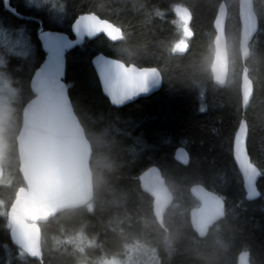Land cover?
Here are the masks:
<instances>
[{
	"label": "trees",
	"instance_id": "obj_1",
	"mask_svg": "<svg viewBox=\"0 0 264 264\" xmlns=\"http://www.w3.org/2000/svg\"><path fill=\"white\" fill-rule=\"evenodd\" d=\"M227 8L225 34L229 56L226 86L212 82V22L221 2ZM258 32L242 63L239 49L238 0H64L67 20L51 18L35 0H0V27L37 34L61 31L72 38L71 25L80 15L94 13L122 31L109 41L100 36L84 40L66 53L64 82L86 137L91 144L93 199L84 207L64 210L41 226L42 258L31 259L10 243V224L0 215V264H105L121 258L126 245L141 243L154 249L160 264H236L248 251L251 264H264V0H253ZM184 5L191 14L183 32L176 14ZM186 26V25H185ZM3 31H7L2 29ZM185 42L183 52L176 50ZM135 65L156 68L160 89L121 108L102 95L92 67L97 54ZM248 72L252 100L243 115L240 79ZM16 72L11 69V74ZM27 76L19 115L10 136L8 159L13 167L0 182V198L12 203L24 186L18 172L15 137L22 107L33 97ZM242 119L248 129L247 151L260 170V197L247 201L232 156L234 135ZM184 148L189 161H176ZM156 166L172 193L173 203L155 218L152 197L138 177ZM200 184L223 198V219L205 238L192 231L189 212L197 206L190 188Z\"/></svg>",
	"mask_w": 264,
	"mask_h": 264
},
{
	"label": "water",
	"instance_id": "obj_2",
	"mask_svg": "<svg viewBox=\"0 0 264 264\" xmlns=\"http://www.w3.org/2000/svg\"><path fill=\"white\" fill-rule=\"evenodd\" d=\"M183 23L189 24L187 7L177 8ZM227 8L222 2L213 23V58L210 65L212 82L219 88L226 85L229 56L225 24ZM239 51L242 63L249 58V46L258 31V19L253 0H238ZM72 38L64 32L44 30L37 40L44 54L43 61L32 74L29 89L33 97L22 107L20 127L15 137L18 172L24 186L19 187L6 217L10 223L11 244L31 259L42 258L41 226L58 213L87 206L93 199L90 169L91 144L74 112L64 82L66 53L85 39L100 36L109 41L122 38V31L108 20L94 13L77 17L71 25ZM185 47L179 46L183 52ZM92 67L102 95L113 108H121L139 98L156 93L162 77L156 68L126 65L102 53L92 58ZM243 113L252 96V82L244 70L240 79ZM248 129L242 120L232 144V156L241 176L246 200L259 198L256 188L262 176L247 151ZM174 158L186 165L189 156L184 148H177ZM144 193L152 197L155 218L161 219L171 206L173 196L160 169L150 167L140 177ZM197 206L189 212L192 231L200 239L206 237L211 226L223 219L225 203L222 197L202 185L190 188ZM249 253L241 252L236 264H250Z\"/></svg>",
	"mask_w": 264,
	"mask_h": 264
},
{
	"label": "rangeland",
	"instance_id": "obj_3",
	"mask_svg": "<svg viewBox=\"0 0 264 264\" xmlns=\"http://www.w3.org/2000/svg\"><path fill=\"white\" fill-rule=\"evenodd\" d=\"M39 9H45L51 18L67 20L68 14L63 13L64 0H35ZM183 32L187 27L180 20ZM2 29L7 30L6 32ZM185 45L179 42L176 45ZM39 48L31 31L21 29H9L0 27V182L4 181V173L11 171L12 166L8 159L7 166L3 164L7 161L10 149V136L13 133L17 117L21 108L22 90L26 88V79L39 63ZM11 69L16 72L12 75ZM5 200L0 198V215L6 213ZM121 258H110L105 264H160L159 258L153 248L141 244L133 243L126 245ZM17 252L22 253L17 250Z\"/></svg>",
	"mask_w": 264,
	"mask_h": 264
},
{
	"label": "bare ground",
	"instance_id": "obj_4",
	"mask_svg": "<svg viewBox=\"0 0 264 264\" xmlns=\"http://www.w3.org/2000/svg\"><path fill=\"white\" fill-rule=\"evenodd\" d=\"M222 2H223V1H222ZM222 2H221V3H222ZM221 3H220V4H221ZM224 3H225V2H224ZM179 7H184V5H180V6H178V8H179ZM215 16H216V15H215ZM214 20H215V17H214L213 22H212V28H213ZM188 28H189V24L187 25V29H188ZM187 29H186V30H187ZM213 31H214V28H213ZM257 32H258V31H257ZM39 33H40V32H39ZM255 36H256V35H255ZM254 38H255V37H254ZM86 40H88V39H86ZM178 48H179V46L177 47V50H178ZM238 49H239V40H238ZM178 52H179V51H178ZM239 53H240V51H239ZM212 58H213V57H212ZM211 62H212V60H211ZM210 65H211V64H210ZM37 68H38V66L34 68L32 74L34 73V71H35ZM243 71H244V70H243ZM243 71H242V72H243ZM63 80H64V79H63ZM214 85H215V84H214ZM225 86H226V85H225ZM242 110H243V109H242ZM243 115H244V113H243ZM242 120H243V119H242ZM173 155H174V154H173ZM150 167H153V166H150ZM150 167H147V168H145L143 171H141L139 177H140V176H141L146 170H148ZM154 167H156V166H154ZM157 168H158V167H157ZM139 177H138V180H139ZM257 182H258V181H257ZM139 183H140V181H139ZM195 185H196V184H195ZM197 185H200V184H197ZM193 186H194V185H193ZM256 188H257V184H256ZM243 190H244V189H243ZM257 190H258V188H257ZM189 192H190V190H189ZM258 192H259V190H258ZM244 193H245V191H244ZM190 195H191V194H190ZM259 195H260V192H259ZM259 197H260V196H259ZM245 199H246V195H245ZM256 200H257V199H256ZM247 201H248V200H247ZM152 202H153V201H152ZM172 203H173V202H172ZM171 205H172V204H171ZM8 208H9V207H8ZM7 210H8V209H7ZM225 211H226V206L224 207V212H225ZM10 243H11V242H10ZM241 252H248V251H241ZM241 252H240V253H241ZM240 253H239V254H240ZM239 254H238V255H239ZM238 255H237V256H238ZM236 260H237V258H236ZM249 261H250V257H249ZM250 264H251V263H250Z\"/></svg>",
	"mask_w": 264,
	"mask_h": 264
}]
</instances>
